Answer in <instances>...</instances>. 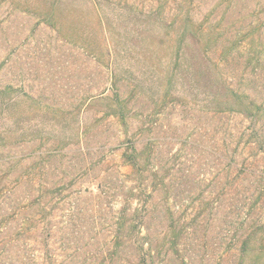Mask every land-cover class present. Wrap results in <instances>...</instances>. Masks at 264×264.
<instances>
[{
	"label": "rangeland",
	"instance_id": "obj_1",
	"mask_svg": "<svg viewBox=\"0 0 264 264\" xmlns=\"http://www.w3.org/2000/svg\"><path fill=\"white\" fill-rule=\"evenodd\" d=\"M112 1L99 12L117 32L145 35L115 56L130 81L117 91L128 124L105 114L115 90L86 0H0L11 135L0 148V264H142L141 221L152 264H264V0ZM180 47L197 75L180 67L169 92L173 66L157 58ZM228 87L260 118L240 113ZM134 143L142 174L124 161Z\"/></svg>",
	"mask_w": 264,
	"mask_h": 264
},
{
	"label": "trees",
	"instance_id": "obj_2",
	"mask_svg": "<svg viewBox=\"0 0 264 264\" xmlns=\"http://www.w3.org/2000/svg\"><path fill=\"white\" fill-rule=\"evenodd\" d=\"M86 1L91 5V8L96 11V14L100 16L102 39L108 49L106 56L109 59L108 66L111 67V72H110L111 81H112L113 89L115 90V94L113 96H105V97H102L101 99L102 101L107 102L106 106H107L108 111L105 114L107 116H116L117 118H120L124 124H128V118H129L128 104L130 103V101L128 99H122V97L117 93V91L120 88V84L122 82H126V81L130 82V81L123 79L122 77L123 68L121 67L120 64H118V62L115 59V56L117 54H120L121 52L122 56L125 57L126 53L129 52L128 51L129 48L133 50L132 48L133 45L136 48H138L140 44H142V41H144L145 35L142 32V36L140 37H137L134 34L133 36H129V38H126L127 36H124L122 33L117 32L116 24L112 22L111 18L107 17V15H102V13L100 14L99 6L102 4L103 0H86ZM110 3L115 7H117L118 5L117 1L113 2L112 0H110ZM103 13H105V11H103ZM194 25L195 24L191 19H188L185 23V27L187 28H190L191 26H194ZM161 28L162 30L164 29V27L162 26ZM161 28H158V29L161 31ZM144 31L146 33L147 30L145 29ZM149 33L151 34L152 32H149ZM161 33L163 35V31H161ZM179 37L181 38L180 42L183 44V47H184V44L188 41L187 34L184 33L183 31V33H181ZM75 43H78V42H75ZM111 46H116L115 50H117L118 47L122 48V50L119 52L113 51L111 50ZM183 47L178 48L177 51L167 54L166 56L157 58V61L159 63L161 64L168 63V65L173 66V74H172L171 79L169 80V88H170L169 92H171L174 89L176 90V83L174 80H177L176 78H178L179 73H177L176 70L180 69V67L184 65L187 67L186 74L184 75L185 78H188L190 80L193 79V81H195L194 77L197 75V68L194 67L195 65L194 62L196 61V58L190 57V55H188V53ZM87 51L90 52L91 57L96 61V63L102 64V65L106 64L105 63L106 61L104 60L105 54L100 53L97 50L91 49L90 47L89 49H87ZM153 51L156 52L157 50H153ZM138 56L141 61L147 59V57L145 56V53H142V54L138 53ZM231 89H232L231 87L230 88L228 87L227 90L232 92L231 95H233V99L235 100L236 104H238L239 106L241 105L244 106L243 109L240 110V113H244L249 118H253V119L260 118L261 108L255 102L248 101L247 97L239 96L237 93H235ZM169 94L170 93L167 92V95ZM134 96L135 95H133L132 97ZM91 99L94 100L96 99V97H93ZM244 99L246 101H244ZM9 107H10V104H9L8 96L4 95L3 91H0V148H5L11 143V139H10L11 135H9L10 130L8 129L9 125H8V115H7ZM24 138H25L24 135H21V138H18V139L21 142L24 140ZM66 148L67 147H58L56 151L60 153L59 151H62ZM261 150L264 152L263 145L261 147ZM123 156H124V161L127 165L132 166L139 174H142V172H144L145 169L141 163L142 155L136 149L135 143L129 146L128 148H126V151L124 152ZM0 190L2 191V189ZM146 215H148V213L145 214V217ZM142 218H144V216ZM143 223L144 221H141L139 226L132 227V231L137 230L136 232H137L138 237L142 239L143 241L138 246V250L141 256L140 260L142 264H152V261L154 258L153 251H152L154 248V243L150 235L149 236L143 235V232H142L143 230L142 226L144 225ZM169 231L171 232L170 236L172 238L170 241V248L173 249V251L176 253L178 251L177 248L179 244L180 235L176 233V226L174 225V223L170 224ZM147 245L149 246L148 248H146Z\"/></svg>",
	"mask_w": 264,
	"mask_h": 264
}]
</instances>
